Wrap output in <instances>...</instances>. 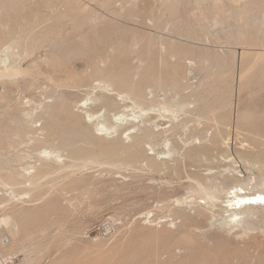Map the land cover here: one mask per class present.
Listing matches in <instances>:
<instances>
[{"label":"rangeland","instance_id":"1","mask_svg":"<svg viewBox=\"0 0 264 264\" xmlns=\"http://www.w3.org/2000/svg\"><path fill=\"white\" fill-rule=\"evenodd\" d=\"M0 1L4 4L0 5V27L4 29H0V59L10 54L7 43L22 37L11 50L17 54L14 68L20 73L0 82V179L14 175L12 178H19H11V182L18 180L23 185L20 175L26 165L30 170L24 175L32 176V182L35 179L34 186H27L28 181L25 187L17 183L16 197L0 188V216L15 215V211L27 214L24 217L20 213L17 219L11 216L6 227L10 249L19 256L20 264H264V213L250 217L255 223L250 229H231L224 219L231 208L222 202V196L251 173H246L245 164L234 157L239 158L241 152L246 160L250 152L264 153V0H7L10 6ZM104 31V38L111 36L106 42L97 37ZM106 31L113 33L107 35ZM58 44L61 49L67 45L62 50L66 57L58 56ZM119 51L121 60H116ZM66 54L72 58L67 59ZM117 61L121 69L128 68L126 73L116 68L120 66ZM92 63L99 69L108 68L101 69L106 77L101 74L98 79L111 80L110 74L117 69L120 74L115 72L116 76L128 74L125 78L131 85L143 81L140 75L145 74V66L155 63L148 68L153 70L164 65L160 70L156 67L160 74L166 66L161 75L156 68L147 72L151 77L148 81L154 82L153 72L158 74L153 77L163 79L165 64H177L179 70L182 67L179 89L173 92L170 87H154L155 82H142L146 102L154 104L140 109L129 98V88L114 86L111 96L119 97V105L105 112L100 102L93 104L91 99L103 93L110 95L112 89L101 91L105 84L102 86L91 71ZM60 64L68 72L60 71ZM68 73L76 74L71 76L74 80L80 79V89L71 85L73 79L68 80ZM81 77L92 88L98 84L100 88L90 90L86 82L83 84L88 87L79 86L84 81ZM206 92L211 93L208 103H216L201 112L202 101L197 96ZM56 106L70 115V119L64 116L62 120L77 121L81 131H89L91 142L77 139L67 147L61 141L62 133L46 139L45 118ZM28 112L30 116L24 117ZM82 112L94 115L93 129ZM103 118H107L106 128L100 125ZM136 125L142 132L132 129ZM145 126L151 128L152 137H144ZM116 143L134 147L141 156L133 161L119 153L120 160L114 155L107 161L99 154L101 147L108 145L121 148ZM75 148L78 156L71 159L69 153ZM78 148L85 150L81 153L93 150V154L88 152L84 158ZM42 149L58 152L60 158L54 162L47 155L37 156ZM78 152L84 156L79 158ZM152 158L158 166L149 165ZM258 179L264 178L254 179L251 187L255 186V192L248 190L263 196L264 191L256 188L263 187L264 180ZM237 186L234 189L241 188ZM205 187L214 190L209 191V198Z\"/></svg>","mask_w":264,"mask_h":264},{"label":"bare ground","instance_id":"2","mask_svg":"<svg viewBox=\"0 0 264 264\" xmlns=\"http://www.w3.org/2000/svg\"><path fill=\"white\" fill-rule=\"evenodd\" d=\"M4 1V0H3ZM5 1H7V0H5ZM4 1V2H5ZM10 2H11V0H9ZM9 1H7V2H9ZM2 1H0V5L1 6H3L4 4H3V2L1 3ZM9 2V6L12 4V3H10ZM13 2V1H12ZM6 3V2H5ZM2 8V7H1ZM241 12H243V11H241ZM240 12V13H241ZM238 15V14H237ZM235 16V15H234ZM2 27H0V29H1ZM3 29V28H2ZM4 30V29H3ZM8 30V29H7ZM10 30V29H9ZM24 31V30H23ZM111 31V30H110ZM114 31V30H113ZM113 31H112V33H113ZM2 32V31H1ZM5 32H7V31H5ZM11 32H12V30H11ZM107 32V31H106ZM115 32V31H114ZM3 33V32H2ZM1 33V34H2ZM9 33V32H8ZM8 33H6V34H8ZM98 33V32H97ZM105 34V31L104 32H102V34ZM112 33H110L109 32V34H111L112 35ZM0 34V35H1ZM13 34V33H12ZM14 34H15V31H14ZM99 34H101L100 32H99ZM98 34V35H99ZM101 34V36L102 37H100V35L98 36L97 35V37H99V39L100 38H103L104 39V42H106L105 40L107 39H109V37H111V36H106L105 38L103 37L104 36V34L102 35ZM108 34V32H107V35H109ZM113 34H116V32L115 33H113ZM106 35V34H105ZM8 37H9V35H7ZM12 36V35H11ZM17 36V35H16ZM93 36V34L91 35V37ZM118 36H119V34H118ZM117 36V37H118ZM1 37V36H0ZM6 37V36H5ZM13 37V36H12ZM18 37H20V39L18 38ZM17 38V40H15V39H13L12 41L13 42H11L10 41V39H9V41L11 42L10 44H8L7 43V45H6V49H7V51L9 50V55H7L8 57L5 59V58H3V59H0V82H2V81H4L6 78H8V77H12V76H16V75H18L20 72H19V70H18V68L17 69H15L14 68V63H15V57H16V55L17 54H15L14 52V54L13 53H11V50H15V48H17V45L18 44H20L21 42V36H18ZM120 38H121V36H119ZM137 37V36H136ZM13 38H16V37H13ZM4 39V38H3ZM7 40H8V38H7ZM19 40V41H18ZM142 40V39H141ZM1 41H3L2 39H1ZM5 41V40H4ZM98 41V40H97ZM103 41V40H102ZM121 41V40H120ZM20 42V43H19ZM103 42V43H104ZM115 42H119V40H117V41H115ZM123 42V41H122ZM110 43H112V42H110ZM122 44L123 43H121V46L120 47H122ZM59 45V44H58ZM57 45V48L60 46H58ZM74 45H77V44H74ZM116 45H118V44H116ZM119 45H120V43H119ZM118 45V46H119ZM124 45V44H123ZM127 45V44H126ZM125 45V46H126ZM71 46V45H70ZM69 46V47H70ZM72 46H73V44H72ZM71 46V47H72ZM136 46V45H135ZM55 47V46H54ZM70 47V48H71ZM73 47H75V46H73ZM79 47V46H78ZM62 47L60 46V49H61ZM65 48H67V45L66 46H64L63 47V49H61L60 51L61 52H59L60 54H58V56L60 55V56H62V55H64L65 56V54L64 53H66V52H64V53H62L63 51L62 50H64ZM69 48V49H70ZM123 49L122 50H124L125 52H126V49H127V47L126 48H124V46L122 47ZM132 48H133V45H132ZM56 49V48H55ZM81 49H82V47H81ZM13 50V51H14ZM52 50H53V46H52ZM57 50V49H56ZM59 50V49H58ZM72 50H74V49H72ZM80 50V49H79ZM122 50H121V53L123 54V52H122ZM147 50V49H146ZM77 51V50H76ZM75 51V52H76ZM1 52V51H0ZM54 52V51H53ZM67 52H68V50H67ZM71 52V51H70ZM124 52V53H125ZM173 53H174V51H172ZM81 53V52H80ZM57 54V53H56ZM62 54V55H61ZM74 54V53H73ZM82 54V53H81ZM120 54V51H119V53H117V57H116V60H118L117 58L120 56L119 55ZM122 54H121V56H122ZM177 54H179L180 55V52L178 53V51H177ZM182 54H184L183 52H182ZM181 54V56H183ZM0 55H1V53H0ZM19 55H20V53H19ZM67 55V54H66ZM76 55H77V52H76ZM125 55V54H124ZM124 55H123V57H124ZM174 55V54H173ZM176 55V54H175ZM68 57H67V59L69 58V56L70 55H67ZM72 56H74V55H72ZM166 56V55H165ZM170 56H172L171 54H170ZM66 57V56H65ZM65 57L63 58L62 57V59H65ZM0 58H1V56H0ZM70 58H72L71 56H70ZM69 58V59H70ZM121 57H119V59H120ZM165 58V57H164ZM166 58H167V56H166ZM180 58V57H179ZM56 59V57H54V59L53 60H55ZM66 59V61H68L69 62V60H67ZM122 59H124V58H122ZM57 60V59H56ZM59 60V59H58ZM57 60V61H58ZM121 60V59H120ZM181 60V59H180ZM60 61V60H59ZM112 61H113V59H112ZM167 60L165 59V63H168V64H170L169 62H166ZM179 61V60H178ZM55 62V61H54ZM64 62H65V60H64ZM67 62V63H68ZM117 62H119V61H117ZM151 62V61H150ZM161 62V61H160ZM60 63H61V61H60ZM66 63V62H65ZM97 63H98V61H97ZM97 63H96V67H94V66H92L93 65V63L90 65V66H92L93 68H92V72H93V74L95 75V76H98L97 77V79L99 78V76L101 75V74H103V73H105L106 74V72H104V71H108V68L106 69V67H105V69L103 68H101L102 70H104V71H102L101 69H99L97 66ZM113 63V62H112ZM115 63H116V61H115ZM120 63L121 62H119V64L118 65H120ZM151 63H153V62H151ZM151 63H148V64H151ZM163 64H164V62H162ZM162 63H160L161 65H163ZM176 63V62H175ZM178 63V65L180 64V62H177ZM56 64H58V63H54V65H56ZM101 64V63H100ZM114 64V63H113ZM155 64V63H154ZM154 64H152V65H154ZM168 64H165V65H167V68H166V70H165V72H164V77H163V79H157L156 77H153V76H157L156 74H155V72H153L154 74H153V76H152V79L154 80V82L151 80V82H153L154 84H155V86L154 87H157V86H164V88L162 87V89H165V87H166V89L167 88H169L170 87V89L169 90H172L173 92L174 91H177L178 89H179V82H180V79H179V74H180V71H181V68H180V70H179V66L177 67V64H176V66L174 65L173 67H170V66H172V65H169L168 66ZM52 65V64H51ZM63 65V64H62ZM61 64L58 66V69L60 70L61 68H63V67H61L62 66ZM116 65H117V63H116ZM116 65H113V66H116ZM152 65H150V66H152ZM156 65V64H155ZM181 65V64H180ZM65 66V65H64ZM122 66L124 67V65L122 64ZM150 66H145L146 68H144L143 69V73H145L144 75H143V77H142V75H140L141 76V78L143 79V81L142 82H145V84H150L151 82L150 81H148V79H150L149 77H148V71H155V68L157 67L158 69H159V67L162 69L163 68V66H156V67H154V69H153V67H152V69L153 70H151V69H148V68H150ZM57 66H55V68H56ZM109 67V66H108ZM112 66H110V68H111ZM119 67V68H118ZM118 67H116L117 69H120V71L121 70H123V69H121L120 67H121V65L120 66H118ZM166 67V66H165ZM165 67H164V69H165ZM67 68V67H66ZM90 68V67H89ZM109 68V69H110ZM113 68H115V67H113ZM156 68V69H157ZM115 70V72L116 73H118V74H120V73H126L127 71H126V69H128L126 66H125V71H121L120 73L119 72H117L118 70ZM147 70L146 72H144V70ZM158 69H157V71L156 72H158L159 73V71H158ZM164 69L163 70H161V74H162V72L164 71ZM57 70V69H56ZM55 70V72H57ZM62 70V72L64 73V71H67L68 72V69L67 70H65V68H64V70L63 69H61ZM60 70V71H61ZM160 70V69H159ZM54 71V70H53ZM85 71V70H84ZM110 71H112V68L110 69ZM24 72V71H23ZM22 72V73H23ZM66 72V73H67ZM73 72H75L76 73V71H73ZM82 72V71H81ZM80 72V73H81ZM86 72H88V70L87 71H85V73ZM92 72H90V74L92 73ZM114 71H112V73L111 72H107V73H111L110 75H112L111 77H110V79L111 80H105L104 78L106 77V75L105 74H103L104 75V78H102V79H98L99 81H100V84L102 83H104L105 85V87L103 86L102 88L103 89H101V91H103L104 92V90H106L107 88H111L112 90H111V92H109L108 91V93H110V95L108 94V95H105L104 93L103 94H100V96H94L93 97V99H91L92 100V103L93 102H100L101 103V106H103V108H104V110H105V112H108V111H114V107L116 106V105H119L118 103H116V101H117V98H118V100H119V97H117V98H113L111 95L113 94L112 93V91H114V89H113V87L115 86V87H117L118 86V88H122V87H126V88H129L130 89V91H128L130 94H129V98L135 103V106L137 105L138 107H140V109L141 108H145L147 105H149L148 107H150V106H152L151 104L153 103H148V102H146V100H145V97H144V89H143V87L145 86V84H142V82L140 83V81H139V83L137 84H133V85H131L130 83H131V81H130V83H128L129 82V80L130 79H128V82H127V78L129 77L128 76V74L126 75L127 76V78H125L126 76L123 74H121L120 76L118 75V77L116 76V73L114 74L113 73ZM25 73H26V71H25ZM62 73V74H63ZM74 73V74H75ZM84 73V72H83ZM83 73L81 74V76L83 75ZM152 73V72H151ZM71 74V73H70ZM73 74V73H72ZM74 74L73 75H69V73H68V76L71 78V76H74ZM78 74V73H77ZM140 74H142V72H140ZM160 74V73H159ZM160 74V75H161ZM76 75V74H75ZM85 75V74H84ZM87 75V74H86ZM85 75V77L84 78H86V77H88V76H86ZM103 75H102V77H103ZM181 75V74H180ZM67 76V75H66ZM78 76H79V74H78ZM90 76L91 75H89V79H90ZM107 76H108V74H107ZM139 76V77H140ZM150 76V75H149ZM65 77V76H64ZM63 77V78H64ZM92 77V76H91ZM117 77V78H116ZM160 77H162V76H160ZM82 78V77H81ZM101 78V77H100ZM140 78V79H141ZM157 79V81H155L156 79ZM158 78H159V76H158ZM73 78H71V79H69L68 78V80L69 81H71ZM104 79V80H103ZM141 79V80H142ZM264 79V78H263ZM79 78H77L76 77V79L74 80L73 79V81H71L70 83H71V85H73L74 84V86H76L77 85V88H78V83H79ZM84 79L82 78V81H83ZM87 80V79H86ZM86 80H84L81 84H79V86H82V84L83 83H87V81ZM91 80V79H90ZM96 80V79H95ZM95 80H92V81H95ZM64 81H66L65 79H64ZM68 82V81H67ZM91 82V81H90ZM148 82V83H147ZM153 83H151V84H153ZM67 84H69V83H67ZM87 84H89V83H87ZM91 84V83H90ZM89 84V85H90ZM98 84V83H97ZM100 84H98L99 86H101ZM153 84V85H154ZM65 87L67 86L66 85V82H65ZM83 85H86V84H83ZM92 85V84H91ZM91 85L89 86V88L91 87ZM95 85V84H94ZM63 86V85H62ZM93 86V85H92ZM99 86H95L94 88H92L93 89V91H94V89L96 88V87H99ZM69 87H71L72 88V86H70V84H69ZM86 87H88L87 85H86ZM107 87V88H106ZM76 87H75V89H77ZM81 87H79L78 89H80ZM83 88V87H82ZM85 88V87H84ZM91 88H90V90H91ZM100 88V87H99ZM106 88V89H105ZM125 88V89H126ZM73 89H74V87H73ZM88 90V89H87ZM109 90V89H108ZM128 90V89H127ZM214 90V89H213ZM100 91V90H99ZM107 91V90H106ZM165 91V90H164ZM167 91V90H166ZM165 91V92H166ZM212 91V90H211ZM91 93H92V91H91ZM102 93V92H101ZM106 93V92H105ZM112 93V94H111ZM116 93V92H115ZM180 93V92H179ZM193 93V92H192ZM209 94H211L210 92H208ZM208 93L206 92V94H203V93H201V94H199L198 96H197V99L198 100H200V102L202 101V105H201V108L199 109V110H201V112H205V111H207L208 109H210V108H212V104H214L215 105V103L216 102H214V103H212L211 102V104L210 103H208ZM213 93V95L215 96V94H214V91L212 92ZM93 94V93H92ZM91 94V95H92ZM97 94V93H96ZM118 94V93H117ZM123 94V93H122ZM124 95V94H123ZM122 95V96H123ZM217 95V94H216ZM118 96H121L120 95V93L118 94ZM183 96V95H182ZM190 96V95H189ZM214 96H212V97H214ZM114 97H115V95H114ZM125 97V96H124ZM208 97V98H207ZM218 97V96H217ZM216 97V98H217ZM220 97V96H219ZM223 97V96H222ZM228 97V96H227ZM91 98V97H90ZM89 98V99H90ZM122 97H120V99H121ZM88 99V100H89ZM123 99V98H122ZM195 99V98H194ZM214 99V98H213ZM217 99H219V98H217ZM220 99H222L221 97H220ZM126 100V99H125ZM210 100V99H209ZM227 100V99H226ZM87 101V100H86ZM90 101V100H89ZM166 101V100H165ZM184 101H186V100H184ZM215 101H216V99H215ZM220 101V100H219ZM29 102V100L28 101H26V103H28ZM82 102V101H81ZM118 102H120V101H118ZM121 102H122V100H121ZM126 102V101H125ZM210 102V101H209ZM227 102V101H226ZM26 103H24V104H26ZM96 103H93V104H96ZM100 103H99V105H100ZM124 103V102H123ZM164 103V102H163ZM189 103V102H188ZM198 103H199V101H198ZM229 103V102H228ZM227 103V104H228ZM85 104V103H84ZM121 104V103H120ZM154 104V103H153ZM161 104V103H160ZM159 104V105H160ZM226 104V103H225ZM81 105V104H80ZM97 105H98V103H97ZM132 105H134L133 103H132ZM167 105V104H166ZM169 105V104H168ZM220 105V104H219ZM223 105V104H222ZM53 106H55V105H52V107ZM121 106V105H120ZM163 106V105H162ZM186 106V105H185ZM185 106H182V109H183V107H185ZM188 106V105H187ZM186 106V107H187ZM218 106V105H217ZM161 107V106H160ZM166 107V106H165ZM216 107V106H215ZM221 107H223V106H221ZM65 109H66V107H64ZM113 108V109H112ZM147 108V107H146ZM151 108H153V107H151ZM155 108H156V106H155ZM228 108V107H227ZM226 108V109H227ZM50 109V108H49ZM52 109L53 108H51L50 110H49V112H47L48 113V116H47V118H45L44 116V118L45 119H47V122H46V129H45V132L47 133H45V137H46V139H48V138H51V136L52 135H54V136H56L55 134L57 133H62V137H61V141L65 144V145H67V147L69 146H73V143L75 142L76 143V140L78 139V140H81V142L83 141H85V140H87V142H91V140L89 139V141H88V138H89V131L88 130H86V131H81L80 129H79V125H78V122L76 121L75 123L73 122L74 120H71L70 122L71 123H69L68 121V119H70V115H69V113L66 111V110H64V109H62V108H59V106L57 107L56 106V108L55 109H53V111H52ZM111 109V110H110ZM149 109V108H148ZM168 109V108H167ZM170 109V108H169ZM186 109V108H185ZM107 110V111H106ZM117 110V109H116ZM138 110V109H137ZM152 109H150V111H151ZM225 110V109H224ZM52 111V112H51ZM69 111H70V109H69ZM85 111V110H84ZM111 111V112H112ZM141 111V110H140ZM146 111V110H145ZM118 112V111H117ZM147 112H148V110H147ZM158 112V111H157ZM160 112H161V110H160ZM163 112V111H162ZM80 113V112H79ZM83 113V112H82ZM123 113H125V111H123ZM123 113H122V115H123ZM146 113V112H145ZM251 113V112H250ZM84 115H85V118H87L88 120H89V122H91L90 124L92 125V123L94 122L92 119H93V116L94 115H92V114H90V113H88V112H84L83 113ZM126 114V113H125ZM134 114V113H133ZM144 113H142V114H140L141 115V117H144L145 118V116L143 115ZM151 114V113H150ZM240 114V113H239ZM24 115V117H29L30 116V113L28 112V113H24L23 114ZM44 115V114H43ZM80 115V114H79ZM116 115V114H115ZM115 115H114V117H115ZM121 115V116H122ZM143 115V116H142ZM241 115V114H240ZM243 115V114H242ZM246 115V114H245ZM64 116H66L67 118H65L64 120H62L63 119V117ZM73 116H75V115H73ZM123 116H125V115H123ZM135 116H137V115H134V118L133 119H135ZM253 116V115H252ZM262 116V115H261ZM78 118L79 116H75V118ZM109 117V116H108ZM161 117V116H160ZM263 117V116H262ZM43 118V119H44ZM82 118V117H81ZM97 118H99V117H96V119ZM121 118V117H120ZM124 118V117H123ZM139 118V117H138ZM144 118H143V120H144ZM163 118H165V117H163ZM241 118V117H240ZM246 118V117H245ZM64 122L65 120L68 122V123H65V124H63V122L61 121V120ZM83 119V118H82ZM101 119V118H100ZM103 119H105V120H103ZM102 119V121L100 122V125H101V127H103V128H106L105 127V125H107L108 123H106L107 121V118H103ZM112 119V118H111ZM141 119V118H140ZM247 119H248V117H247ZM76 120V119H75ZM118 120V119H117ZM122 120V119H121ZM242 120V119H241ZM244 120V119H243ZM246 120V119H245ZM254 120V119H253ZM86 121V120H85ZM110 121H112V120H110ZM263 121V120H262ZM62 122V123H61ZM73 122V123H72ZM137 122V121H136ZM141 122V121H140ZM143 122V121H142ZM243 122V121H242ZM242 122L240 123V124H242ZM247 122V121H246ZM258 122H260L259 120H258ZM120 123V122H119ZM248 123H250V122H248ZM261 123V122H260ZM99 123H97V125H98ZM117 124V123H116ZM142 124V123H141ZM244 124H245V122H244ZM243 124V125H244ZM258 124V123H257ZM263 124V123H262ZM44 125V124H43ZM66 125H68L67 127H66ZM78 125V126H77ZM90 125V127L92 128L93 126H95L96 124H94V125H92L91 126ZM119 125H121V124H119ZM246 125V124H245ZM259 126V125H258ZM257 126V127H258ZM260 126H261V124H260ZM41 127H43V126H41ZM43 127V128H44ZM63 127H65L66 128V131L65 130H63ZM110 127V126H109ZM146 127V126H145ZM250 127V126H249ZM248 127V128H249ZM96 128V127H95ZM111 128H112V126H111ZM111 128H109L110 130H111ZM117 129H118V127H116ZM141 128V127H140ZM176 128V126H174L172 129H175ZM261 128V127H260ZM93 129V128H92ZM133 130L135 129V130H138L139 131V126H135V127H133L132 128ZM256 129V128H255ZM42 130V129H41ZM68 130V131H67ZM107 130V129H106ZM116 130V129H115ZM150 130H151V128H150ZM150 130L149 129H147V127L146 128H143V134H144V137H145V135H146V137H147V135L148 136H150V137H152L151 136V133H150ZM44 131V130H43ZM42 131V132H43ZM91 131V130H90ZM94 131H96V130H94ZM105 131V130H104ZM127 131H129V130H127ZM141 131V130H140ZM139 131V132H140ZM67 134V135H64L65 133ZM97 132H99V130H97ZM101 132V131H100ZM142 132V131H141ZM152 132H154L153 130H152ZM104 133V132H103ZM253 133H254V131H253ZM252 133V134H253ZM142 134V133H141ZM255 135H256V133H254ZM257 134H259V133H257ZM153 135H155L154 133H153ZM60 136V135H59ZM53 137V136H52ZM145 137V138H146ZM253 137V136H252ZM258 137H259V135H258ZM258 137H256V136H254V138H258ZM43 138V137H42ZM137 138V137H136ZM135 138V139H136ZM139 138V137H138ZM140 138H142V137H140ZM148 138V137H147ZM261 138V137H260ZM45 138H44V140H46ZM55 139V138H54ZM144 139V138H143ZM262 139V138H261ZM261 139H259V141L261 142ZM43 140V141H44ZM77 140V141H78ZM142 140V139H141ZM145 140V139H144ZM138 141V140H137ZM214 141H216L215 139H214ZM254 141H255V139H254ZM258 141V143L260 144V142ZM80 142V141H79ZM213 142V141H212ZM257 142V141H256ZM63 143H61L62 145H64ZM74 143V144H75ZM85 143V142H84ZM95 143V142H94ZM113 143V142H112ZM132 143V142H131ZM131 143H128L129 145L131 144ZM215 143V142H214ZM213 143V144H214ZM217 143V142H216ZM255 143V142H254ZM258 143H256V144H258ZM109 144V143H108ZM116 144H118V143H116ZM139 144V143H138ZM99 145H101L102 146V144H98L97 146H99ZM106 145V144H105ZM125 145V144H124ZM122 146V145H120V144H118V146H121V148H119V147H117V145H113L112 144V146H109L108 145V147H101V149H100V152L98 151V147L96 148L97 149V151L99 152V154L101 153V155L103 156V158H105V156L107 157V161H109V159L110 158H108V156H113L114 157V155H116L115 156V160L116 159H118L117 157V155L120 153V154H122V156L124 155V156H126L128 159L130 158V160H131V158H132V160L134 161V159H136L137 160V157H140L141 155H140V152H139V150H136V149H134V147H131V146ZM142 145V144H141ZM141 145H138V146H141ZM209 145V144H208ZM218 145V144H217ZM94 146V145H93ZM75 147V146H74ZM202 147H203V145L201 146V148L200 149H202ZM211 147V146H210ZM119 148V149H118ZM254 148V147H253ZM252 148V149H253ZM261 148V147H260ZM76 149L77 148H75L74 150V152L72 153V152H70L69 154H71V159H73L74 157L75 158H77V156H76ZM79 149V148H78ZM96 149H95V151H96ZM140 149V148H139ZM199 149V148H198ZM211 149H214V148H211ZM73 150V149H72ZM80 150V149H79ZM84 150V149H83ZM83 150H80V153L81 152H83ZM88 150H90V148L88 149ZM92 150V149H91ZM260 150V149H259ZM262 151H263V149H261ZM71 151V150H70ZM85 151V150H84ZM86 151H87V149H86ZM94 151V152H95ZM96 151V152H97ZM120 151V152H119ZM194 151V150H193ZM207 151V150H206ZM255 151H256V149H255ZM257 151H258V149H257ZM88 152H90V153H92L93 152V150L92 151H87L86 153H88ZM97 152V153H98ZM190 152H192L191 150H190ZM195 152H197V151H195ZM194 152V153H195ZM198 152H201L200 150L198 151ZM209 152V151H208ZM207 152V153H208ZM250 152V151H249ZM252 152H253V150H252ZM79 153V152H78ZM79 153V154H80ZM86 153H81V154H84V155H79V158L80 157H82V156H84V158L86 157L87 158V155H86ZM193 153V152H192ZM193 153V154H194ZM201 153H203V152H201ZM206 153V152H205ZM38 154L39 155H43L44 157L43 158H46L45 156L47 155V158L48 159H50V160H52V161H54V162H57L58 160H56V159H58V158H60V155L58 154V152H55V151H48L47 149H42V150H40L38 153H37V156H38ZM75 154V156H73ZM93 154V153H92ZM91 154V155H92ZM197 154V153H196ZM210 154V153H209ZM240 154L242 155V153L240 152ZM246 154H248L249 155V153L248 152H246ZM90 155V154H89ZM90 155V156H91ZM98 155V154H97ZM100 155V156H101ZM189 155V154H188ZM187 155V156H188ZM192 155V154H191ZM204 155V154H203ZM208 155V154H207ZM241 155H240V157H241ZM89 156V157H90ZM102 156H101V160L103 159L102 158ZM121 156V157H122ZM196 156H199L200 157V155H199V153H198V155H196ZM196 156L194 157V158H196ZM239 156V155H238ZM243 156H244V154H243ZM242 156V157H243ZM88 157V158H89ZM95 157L97 158V156H96V153H95ZM188 157H190V156H188ZM237 158V157H234L235 159H237V162H239V163H244L245 164V168H247L249 171H247V169H246V173H248V172H251V173H248V174H246V176H244L245 177V179L241 182V181H238V180H236V181H238L237 183L236 182H233V183H236V186L237 185H240L241 186V188L239 187V188H235L234 189V187H236V186H234L233 187V189L229 192V193H227V195H225V196H222L221 198H222V202H225L226 203V205L228 206L227 208L229 209V208H231L229 211H230V213L227 215V216H225V222H227V224H226V226H229L231 229H233L234 227H241L242 229H250V228H252V227H254L253 225L255 224V223H253L252 221H250L251 219H250V217L251 216H253V215H255L256 214V212H263L264 213V203H261V202H259L258 200H257V197H264V194H263V196H261L262 194H257V195H252V194H250V192L251 191H249L250 189L252 190V189H254L255 188V186L254 187H251V186H253V184H255L254 182H256L254 179H257L258 177H260V178H264V153H262V152H260V151H258V152H253L252 154H251V152H250V155L248 156L249 157V159L247 158L246 160L245 159H243L242 157L241 158ZM246 157V156H245ZM125 158V157H124ZM126 158V159H127ZM192 158V157H191ZM41 159V158H40ZM126 159H123V160H126ZM127 159V160H128ZM147 159V158H146ZM151 159V158H150ZM153 159V158H152ZM97 160V159H96ZM99 160H100V157H99ZM105 160V161H106ZM113 160V159H112ZM118 160H120V159H118ZM130 160H128V161H130ZM135 160V161H136ZM94 161H95V159H94ZM103 161V160H102ZM104 161V162H105ZM114 161V160H113ZM100 162V161H99ZM155 162H156V160H155ZM154 162V159L153 160H149V165L150 166H154V165H157L158 166V164H156ZM236 162V163H237ZM95 163H96V161H95ZM98 163V162H97ZM101 163V162H100ZM71 164H69V166H70ZM65 166H67V164L65 165ZM72 166V165H71ZM156 166V167H157ZM242 167V166H241ZM66 168V167H65ZM70 168V167H69ZM243 168V167H242ZM28 170H30V167L28 166V165H26L25 167H23V171H24V174L28 171ZM29 172V171H28ZM24 174H21L20 175V178H22V179H24V182H23V185H24V187H25V184H26V181H28L27 183H28V185L27 186H31L32 185V183L35 181V179H34V181L32 182V176H25ZM11 176V175H10ZM9 175L7 176V177H9L8 178V180L5 178L4 180L3 179H0V188L2 189V190H4V193L5 194H8L11 198L12 197H16V195H17V193L14 191V189L16 188V187H20V185H18L17 183H21V185H22V181L20 182H18V180H17V182L14 180V181H12L11 182V180L12 179H15V178H12L13 176H11L10 177ZM18 176V175H17ZM242 176V175H241ZM12 178V179H11ZM19 178V177H18ZM18 178H16V179H18ZM259 180V179H258ZM262 180H264V179H261V180H259V181H262ZM233 181V180H232ZM16 182V183H15ZM35 183V182H34ZM34 183H33V186H34ZM199 184V183H198ZM16 185H18V186H16ZM22 185V186H23ZM234 185V184H233ZM261 185V184H260ZM259 185V186H260ZM202 186V185H201ZM257 186V185H256ZM258 186V187H259ZM262 186V185H261ZM18 187V188H19ZM238 187V186H237ZM207 187H205L203 190H207L206 189ZM248 188H250L249 190H248ZM0 189V190H1ZM257 190H259V191H264V182H263V187H261V188H256ZM200 190V189H199ZM201 190H202V188H201ZM213 190V189H212ZM221 190V189H220ZM223 190V189H222ZM229 190V189H228ZM227 190V191H228ZM213 192V191H211V189L209 188L207 191H206V193L208 194L207 196H208V198H209V195L210 196H212L211 195V193L210 192ZM216 191H217V189H216ZM249 191V192H248ZM254 192H255V189L253 190ZM201 192V191H200ZM199 191H198V193H200ZM203 192V191H202ZM223 192V191H222ZM222 192H220V193H222ZM198 193H197V196H198ZM253 193V192H252ZM262 193H264V192H262ZM0 194H2V192L0 191ZM4 194V195H5ZM200 194H202V195H206V194H204V193H200ZM199 194V195H200ZM212 194H214V195H216V192L215 193H212ZM225 194V193H224ZM22 195L24 196V193L23 194H21V197H22ZM195 195V194H194ZM9 196H6V197H8L9 198ZM218 196V195H217ZM19 197V196H18ZM214 197V196H213ZM213 197H212V199L211 200H214L213 199ZM25 198V197H24ZM207 198V199H208ZM211 198V197H210ZM218 198H219V196H218ZM15 199V198H14ZM14 199H13V201H14ZM21 199V198H20ZM202 199H204V198H202ZM206 199V198H205ZM8 200H10V199H8ZM8 200H6V201H8ZM209 200V199H208ZM15 201H18V198H17V200H15ZM191 201H192V199H191ZM189 202H190V200H189ZM210 202V201H209ZM191 203V202H190ZM217 204H219V203H217ZM5 205V204H4ZM222 205H224V203L222 204ZM5 207V206H4ZM234 207V208H233ZM214 208V207H213ZM9 208H7V209H5V210H8ZM205 209V208H204ZM228 209L226 210V211H228ZM4 210V211H5ZM15 211V210H14ZM17 211H20L19 209L17 210ZM226 211H224V214H225V212ZM24 212V211H23ZM23 212H20L21 213V215H23L24 217L25 216H27V214H22ZM7 213V212H6ZM5 213V214H6ZM10 214H11V211L9 212ZM14 212H13V210H12V214H13ZM19 212H18V214H20ZM216 213V212H215ZM220 213H221V211H220ZM18 214L16 213V211H15V215H16V219H17V216H18ZM217 214V213H216ZM14 215V214H13ZM13 215H11V216H13ZM14 215V216H15ZM223 215V214H222ZM226 215V214H225ZM3 215H1L0 217H1V219H0V221H1V223L5 226V227H8V226H10V222H11V216H8V215H5V216H3ZM23 216H21L22 217V219L21 220H23ZM255 217V216H254ZM18 218H20V215H19V217ZM219 219V218H218ZM250 219V220H249ZM20 220V219H19ZM221 219H219V221H220ZM223 220V219H222ZM224 222V221H223ZM252 223H253V225H252ZM256 226V225H255ZM13 227V226H12ZM222 227V226H221ZM14 228V227H13ZM236 228V229H237ZM240 228V229H241ZM245 229V230H246ZM238 230V229H237ZM244 230V231H245ZM242 233V232H241Z\"/></svg>","mask_w":264,"mask_h":264},{"label":"built area","instance_id":"3","mask_svg":"<svg viewBox=\"0 0 264 264\" xmlns=\"http://www.w3.org/2000/svg\"><path fill=\"white\" fill-rule=\"evenodd\" d=\"M10 247L11 238L8 229L0 221V264H20L19 256Z\"/></svg>","mask_w":264,"mask_h":264},{"label":"snow or ice","instance_id":"4","mask_svg":"<svg viewBox=\"0 0 264 264\" xmlns=\"http://www.w3.org/2000/svg\"><path fill=\"white\" fill-rule=\"evenodd\" d=\"M257 200L261 203H264V197H257Z\"/></svg>","mask_w":264,"mask_h":264}]
</instances>
